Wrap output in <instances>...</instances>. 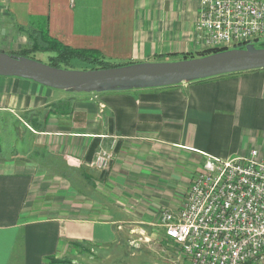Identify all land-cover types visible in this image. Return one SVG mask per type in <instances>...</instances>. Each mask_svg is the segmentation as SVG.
Instances as JSON below:
<instances>
[{
	"label": "crops",
	"instance_id": "crops-1",
	"mask_svg": "<svg viewBox=\"0 0 264 264\" xmlns=\"http://www.w3.org/2000/svg\"><path fill=\"white\" fill-rule=\"evenodd\" d=\"M198 5L0 0V50L29 47L31 31L45 27L64 44L121 64L164 60L200 47ZM59 101L70 110L55 111ZM0 109L35 111L41 124L24 120L33 158L0 165V264H53L66 254L75 261L83 246L119 247L126 224L153 229L164 209L183 205L204 153L254 148L264 158V68L87 94L0 75ZM100 147L113 153L105 168L91 164Z\"/></svg>",
	"mask_w": 264,
	"mask_h": 264
},
{
	"label": "built area",
	"instance_id": "built-area-1",
	"mask_svg": "<svg viewBox=\"0 0 264 264\" xmlns=\"http://www.w3.org/2000/svg\"><path fill=\"white\" fill-rule=\"evenodd\" d=\"M195 27L201 49L264 39V0H199ZM112 155L100 147L91 164L105 168ZM158 224L191 264H264V158L204 153L183 205Z\"/></svg>",
	"mask_w": 264,
	"mask_h": 264
},
{
	"label": "water",
	"instance_id": "water-1",
	"mask_svg": "<svg viewBox=\"0 0 264 264\" xmlns=\"http://www.w3.org/2000/svg\"><path fill=\"white\" fill-rule=\"evenodd\" d=\"M264 68V45L247 42L189 58L131 62L109 67L65 68L0 50V75L32 79L69 92H101L174 85Z\"/></svg>",
	"mask_w": 264,
	"mask_h": 264
},
{
	"label": "rangeland",
	"instance_id": "rangeland-1",
	"mask_svg": "<svg viewBox=\"0 0 264 264\" xmlns=\"http://www.w3.org/2000/svg\"><path fill=\"white\" fill-rule=\"evenodd\" d=\"M261 39L252 40L257 44ZM244 44H237L240 46ZM203 50L194 47L188 50L192 54H198ZM34 57L42 62H47L48 57L45 51H35ZM164 58H178L179 55H165ZM57 89V88H54ZM63 91L62 89H57ZM72 94L90 92H69ZM35 111H22L0 109V165H3L10 158H33L35 155V142L28 137L29 123L27 117L33 121L37 119ZM25 120V121H24ZM28 122V121H27ZM40 150V149H39ZM37 150V151H39ZM41 152V151H40ZM123 243L119 247H110L106 251L87 249L81 247L75 261L70 259H53V264H191V261L171 241L165 239L163 229L160 225L151 228L134 227L126 224L120 229ZM151 232V233H150ZM17 263V259L13 264Z\"/></svg>",
	"mask_w": 264,
	"mask_h": 264
},
{
	"label": "trees",
	"instance_id": "trees-1",
	"mask_svg": "<svg viewBox=\"0 0 264 264\" xmlns=\"http://www.w3.org/2000/svg\"><path fill=\"white\" fill-rule=\"evenodd\" d=\"M31 45L29 47H23L18 50L8 51L10 53H15L19 55H25L29 57H34V52L37 50H42L48 52L47 63L65 67V68H95V67H109L120 65L121 63L115 62L109 59L101 57L95 49L92 48H74L67 44L60 42L59 40L51 37L45 27H40L31 31ZM257 45L263 46L264 39H261ZM241 46V45H240ZM225 49V47H213L204 48L203 51L198 54H192L191 52H183L178 58H189L193 56H199L208 54L217 50ZM178 58H163L164 60L178 59ZM54 110L59 112H67L70 110V105L67 101H59L54 105ZM32 125L39 127L40 122L35 119L34 121L27 117ZM166 237V236H165ZM172 243L171 239L165 238ZM175 244V243H174Z\"/></svg>",
	"mask_w": 264,
	"mask_h": 264
}]
</instances>
